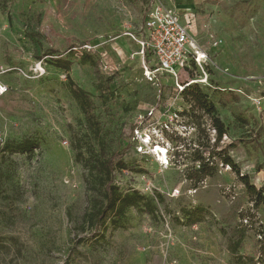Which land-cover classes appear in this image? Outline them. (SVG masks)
<instances>
[{
	"label": "rangeland",
	"instance_id": "rangeland-1",
	"mask_svg": "<svg viewBox=\"0 0 264 264\" xmlns=\"http://www.w3.org/2000/svg\"><path fill=\"white\" fill-rule=\"evenodd\" d=\"M154 2L0 0L9 88L0 99V264H264V205L219 159L212 176L193 181L217 133L183 95L190 84L208 95L228 130L218 147L264 190V0H178L206 63L152 80L135 38ZM87 45L96 66L82 62ZM59 57L69 72L52 65ZM68 76L91 94L96 130ZM25 140L39 146L31 155L5 151ZM127 147L115 183L154 199L158 212L133 207L95 231L84 216L103 207L104 191L77 153L93 165ZM230 239L241 243L237 255Z\"/></svg>",
	"mask_w": 264,
	"mask_h": 264
},
{
	"label": "trees",
	"instance_id": "trees-1",
	"mask_svg": "<svg viewBox=\"0 0 264 264\" xmlns=\"http://www.w3.org/2000/svg\"><path fill=\"white\" fill-rule=\"evenodd\" d=\"M81 59L84 63H89L92 66L97 65L95 57L88 51H84ZM191 64L194 65V62ZM52 65L65 72H69L72 62L68 59L59 57L52 61ZM68 84L71 88L73 98L78 103L81 111L85 114L88 123L96 130L98 126L94 116L96 106L91 94L83 88L77 86L70 76H68ZM183 95L192 104L193 108H197L211 118L213 128L217 133L215 147L213 150H211L209 156L207 158L205 156H201L199 158L200 166L199 169L196 170V178L193 180L195 181V185L202 182L206 177L212 176L215 173L217 169V163L215 161L216 159H219L221 164L230 167V169L237 175L239 181L245 186L253 202L256 205H264V190L257 187L255 183H252L248 174L242 173L240 166L228 153L227 147L223 149L218 147L220 142L223 140V137L227 134L228 130L218 116L217 109L215 105L209 100L208 95L198 84H190L185 87ZM38 147L39 146L37 143L30 140H25L17 144L15 148H11L10 145H7L5 147V151L12 149L14 152L31 155ZM128 151L129 147L118 153H113L110 156H103L93 165H90L86 162L83 154L80 151L77 153V162L82 163L84 167L89 170V172L95 178L96 183L104 191L105 204L103 207L90 214H85L84 216V223L94 227L95 231L98 230L99 225H101V227H105L109 218L113 219V223L118 222L125 216L126 211L133 207L142 205L145 211L153 215L158 212V207L154 199L145 198L137 191L123 194L115 183L116 171L127 169V164L123 160L119 159V157L123 156ZM157 201L159 203L163 202V198L160 194L157 195ZM197 210L203 214L204 210L201 208H197ZM228 245L231 252L237 255L241 247V243L234 242L230 239ZM240 259L243 258L238 256V260Z\"/></svg>",
	"mask_w": 264,
	"mask_h": 264
},
{
	"label": "built area",
	"instance_id": "built-area-1",
	"mask_svg": "<svg viewBox=\"0 0 264 264\" xmlns=\"http://www.w3.org/2000/svg\"><path fill=\"white\" fill-rule=\"evenodd\" d=\"M178 0H168L167 3L156 0L145 12L142 27V37L135 38L139 45L137 55L143 58L144 76L156 79L158 74L177 76L180 68L188 67L193 61L202 66L206 63L207 55L199 47L191 35L189 26L184 22L183 15L178 11ZM212 46H219V42L212 40ZM94 46H85L84 51L90 52ZM153 56L154 62H146V54ZM152 65V66H150ZM208 82V79L205 83ZM9 88L0 81V99ZM179 190L173 195L177 197Z\"/></svg>",
	"mask_w": 264,
	"mask_h": 264
},
{
	"label": "bare ground",
	"instance_id": "bare-ground-1",
	"mask_svg": "<svg viewBox=\"0 0 264 264\" xmlns=\"http://www.w3.org/2000/svg\"><path fill=\"white\" fill-rule=\"evenodd\" d=\"M155 153H157L159 155L160 160L164 164H169L168 159H167V156H166V150H165V148L159 147Z\"/></svg>",
	"mask_w": 264,
	"mask_h": 264
}]
</instances>
